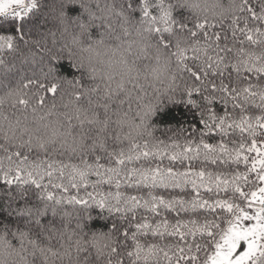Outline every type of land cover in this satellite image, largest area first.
I'll use <instances>...</instances> for the list:
<instances>
[{
    "label": "clouds",
    "instance_id": "obj_1",
    "mask_svg": "<svg viewBox=\"0 0 264 264\" xmlns=\"http://www.w3.org/2000/svg\"><path fill=\"white\" fill-rule=\"evenodd\" d=\"M127 0H50L51 31L44 38L45 56L67 58L80 70L79 79L41 70V82L58 86L48 103H38L41 89L23 80L0 90V150L37 152L49 157L83 158L110 142H151L152 119L164 101H174L193 87L177 62V49L193 47L182 29L167 33L165 47L143 17L126 8ZM173 14L183 10L188 19L223 23L240 13L244 0H164ZM82 6L81 16L69 17L66 5ZM100 27L99 38L89 33ZM257 55L264 56V49ZM264 62V61H262ZM264 88V81L261 82ZM27 100L21 105L20 100ZM46 209L54 223L39 227H0V264H118L122 253L114 231L90 229L88 208L55 200ZM143 255V254H142ZM156 256H149L155 261ZM143 260V259H141Z\"/></svg>",
    "mask_w": 264,
    "mask_h": 264
},
{
    "label": "snow or ice",
    "instance_id": "obj_2",
    "mask_svg": "<svg viewBox=\"0 0 264 264\" xmlns=\"http://www.w3.org/2000/svg\"><path fill=\"white\" fill-rule=\"evenodd\" d=\"M133 3L141 7L143 18L153 25L152 30L159 35L164 46L170 47V42L164 35L172 32L176 24L169 10L170 6H166L164 0H133ZM36 6V0H30V2L29 0H0V15L12 13L23 17ZM245 11L250 13L255 20L264 21V0H261L259 13L249 6L248 0H244V6L240 12ZM154 12L156 14H153ZM237 21L238 18L234 16L233 36L237 31ZM205 26L206 23H199L196 28L202 30ZM180 28L184 29L185 25L181 24ZM238 30L244 33L248 43L264 44V39H260L264 37V31L260 28H249L245 23V27ZM190 36L193 47L177 49L174 53L182 70L198 82L186 91L189 102L198 105L205 132L209 134L215 132L222 138L231 134L236 136L235 140L225 142L221 139L217 144L206 143L204 139H200L198 143L189 140L184 145L172 144L170 146H161L162 142H158L151 147L147 140L142 144L132 142L127 153L121 150L118 154H111L116 157L115 167H105L99 163L93 165L86 160L83 161L84 167L47 160L29 163L28 157L23 156L13 168V157H21V152L15 151L0 158V172L7 180L14 171L15 178L22 184L31 182L43 189V196L49 201L55 200L57 203L67 201L69 204L86 206L89 200H92L99 207L119 213L125 219L128 214H135L138 209H144L150 214L160 216L159 221L155 223L144 218L143 222L135 224L136 233H133L132 239L136 241V250L127 255L135 256L137 260L146 261L149 256H156L161 251L155 245L145 249L137 239V233L151 231L153 235H169L179 237L181 240L189 237L193 239V243L185 244L183 247L179 245L174 247L176 264H179L181 260L184 264H264V186H260L264 185V88L261 87L260 82L254 84L251 79L244 76V73H248L264 81V62H262L264 56L257 55L255 51L245 50L243 47H229L227 43L222 46L220 33L209 36L205 32L203 43L199 39H194L197 31H191ZM224 39L227 40V37L225 36ZM240 43L243 44L244 41ZM13 47L11 36H0V49H12ZM229 53L232 55L229 56ZM189 60L197 62L196 70L189 67ZM229 66L234 70L235 78L233 79L232 73H228L227 79L230 83L226 84L224 79ZM210 77L217 78L219 82ZM33 84H37L41 89L53 95L58 92L56 84L48 86L31 79L24 83V87H30ZM194 92L207 93L203 95V104H197L191 98ZM217 98L221 99L225 105L231 103L232 109L238 110L240 115L236 116L234 112L229 111L218 115L212 108ZM19 102L21 105L28 103L24 99ZM38 103L41 106L44 105V96L39 97ZM248 105H255V108L259 109L262 114L256 115L254 112L251 115L246 114L250 111ZM204 134L202 132L201 136ZM230 144H232L231 147ZM156 158L161 161L167 158L170 165L172 162H179L185 167L183 170L173 166L162 167L159 164L147 167L143 165L127 167L138 161H153ZM5 159L9 162L7 168L4 165ZM96 159L100 158L96 157ZM208 162L212 165L242 163L245 170L231 173L211 172L207 170ZM196 164L201 166H196ZM22 173L26 174V178H22ZM92 173L97 177L95 182L89 180V175ZM251 174H255L254 180H250ZM54 176L61 180L67 178V184L62 182L53 184ZM45 177H48L49 185L57 189L62 188L64 192L69 191V186L80 189L81 187L87 188L89 184L94 190L101 184H114L117 191L107 194L96 192L95 196L93 193L86 192L87 199L77 196L58 197L42 184ZM122 183L128 184L129 187L143 185L150 190L179 189L182 193L190 188L192 194L188 198L184 195L166 198L149 191L145 198L119 191ZM204 193L212 195L205 198ZM237 199L245 206L236 203ZM166 211L176 213L178 218L175 222H170L163 216ZM217 213L221 216H217ZM181 214L187 215L188 218H179ZM222 217H227L224 221L226 227H222L221 223L217 222ZM245 221L253 223L246 224ZM197 237H207L214 245L211 254L207 255L202 262L199 253L208 245L197 243ZM242 244L246 245L245 250L237 253V249ZM112 251L114 254L118 253L115 248ZM164 256L170 261L173 260L168 252H164ZM118 264H122V261L120 260Z\"/></svg>",
    "mask_w": 264,
    "mask_h": 264
},
{
    "label": "trees",
    "instance_id": "obj_3",
    "mask_svg": "<svg viewBox=\"0 0 264 264\" xmlns=\"http://www.w3.org/2000/svg\"><path fill=\"white\" fill-rule=\"evenodd\" d=\"M260 3L261 0H248L250 7L254 8L257 13L260 12ZM36 7L32 8L31 11L27 12L23 17L13 15L12 13H5L0 15V36H11L13 38L14 47L12 49H0V90L13 87L21 79L23 83H26L27 80L31 79L34 81H39L45 85L50 86L47 81L41 82L40 79L36 77V74L41 70L49 71V66L46 64L47 61L53 64V70L56 71L57 75L69 78L79 79L80 70L76 69L72 61L67 58L59 61H51L48 57L45 56L44 49L46 47V40L44 39L51 31V20L49 16V7L50 0H36ZM126 8L134 16L143 17L142 10L139 5L133 3V0H127ZM66 13L69 17L81 16L82 19H86L87 16L83 13L82 6L76 4L66 5ZM153 14H156L155 12ZM176 24L174 29L179 30L180 25H185V28L182 29L186 34L190 35L191 31H197V36L194 39H199L202 43L204 41V33L207 32L209 36H213L215 33L221 34V45L225 43L229 47L241 48L245 50L259 52L264 49V44L252 45L245 40L244 33H241L238 29L244 28L245 23H247L249 28H260L261 31H264V21H257L252 18L251 14L247 11L238 13L235 17L238 18L236 23V33L233 36V18L224 21L223 23H218L215 21H201V20H192L188 19L183 10L175 12L173 14ZM199 23H206L205 29L197 30L196 25ZM93 38H99L101 32L100 27H93L89 33ZM166 40L167 33L164 34ZM227 37V40L224 37ZM264 39V37H260ZM244 41L243 44L240 42ZM193 42V41H192ZM191 55V53H189ZM232 54L229 53V56ZM234 62V61H233ZM189 67H192L193 70L197 68V62L189 60ZM186 72V71H185ZM232 73L233 79L235 78L234 70L229 66L227 72L225 73L224 82L226 84L230 83L227 79V74ZM188 76L189 73L186 72ZM245 77L251 79L252 83L262 82L258 77H253L248 73H244ZM193 86L198 82L191 77ZM210 79H215L216 82L219 80L215 77H210ZM37 85V84H36ZM48 93L42 90L41 95L44 96L45 103H48L53 97L57 96ZM207 93L194 92L192 94V99H194L197 104H203V95ZM44 103V104H45ZM257 103L259 100L257 99ZM213 110L218 115H223L226 111L234 112L236 116H239L240 113L238 110H233L231 103L225 105L224 102L217 98L212 104ZM248 111L246 114H262L259 109L255 108V105H248ZM152 124L154 125V138L149 142L150 147L156 145L158 142H162L161 146H170L172 144L184 145L186 141H194L198 143L200 139H204L206 143L217 144L224 139L225 142L229 140H235L236 136L229 135L228 137H221L217 133H207L204 130L203 124L201 122L200 109L198 105L192 104L189 102V96L187 92H184L181 96H178L174 101H164L162 106L159 107L152 119ZM205 134L201 136V133ZM238 135V133H237ZM143 143V142H137ZM230 147L232 144L229 145ZM131 147V143L124 142H110L105 148H98L91 155H88L83 158H73L67 159L64 157L56 156L49 157L47 154L41 155L35 151L28 152L27 150L21 149H9L7 154L0 150V158L5 157L8 154H11L15 151L21 152V157H13L12 167L15 168L16 164L19 163L20 159L23 156H27L29 163L37 162L39 160H47L48 162H59L61 164H75L80 167H84L83 161H87L89 164H102L105 167H115L116 157L111 155L112 153H119L123 150L125 153L128 152ZM96 157L100 159L97 160ZM195 163V162H194ZM9 162L5 159L4 165L5 168L8 167ZM159 164L162 167L173 166L183 170L185 165H181L179 162H172L169 164L167 158L161 161L159 158H156L153 161H138L133 164L127 165V167H140V166H155ZM196 166H201L196 164ZM207 170L211 172H225L231 173L233 171H244L245 166L241 163L239 165L229 164V165H212L210 162L207 164ZM22 178H26V174L22 173ZM255 179V174L250 175V180ZM89 180L95 182L97 177L94 173L89 175ZM65 183L67 184V178L63 180L53 177V184L55 183ZM259 184V182L257 181ZM42 184L47 187L48 191H52L54 195L58 197H69L77 196L84 197L86 192L93 193L94 196L96 192H103L107 194L108 192H115L117 189L114 184H101L96 190L91 187V184L87 188L81 187L80 189L71 188L69 186V191L64 192L62 188L57 189L52 185H49L48 177H45L42 181ZM247 191L248 188L246 187ZM119 191L124 192L127 195H138L144 196L147 198L148 192L152 191L155 195H163L166 198H171L172 196L184 195L185 198H188L192 192L190 188H187L182 193L179 189H162L157 188L150 190L147 187L141 185L139 187H129L128 184L122 183ZM203 192V190H202ZM205 198H209L212 194L204 193ZM222 195V194H221ZM219 198V197H213ZM45 201H49L43 196V189L37 187L36 185L29 182L28 184H22L20 180L15 178V172L13 171L8 179L3 178V173L0 172V227L5 229L9 227H25L27 225H35L39 227L43 224L54 223L56 219V214L51 209H46L43 215H40L39 218H36L33 210L39 209L44 206ZM236 203H241L242 206H245L239 199L236 200ZM78 205V204H77ZM64 206H69L67 201H64ZM83 207V205H78ZM88 216L87 226L90 229H102L114 231L118 236V241L121 244V247L117 249L118 252L122 253L120 259L122 264H176V259L174 257V247L179 245L183 247L185 244L193 243L191 237L186 240H181L179 237L169 236V235H153L151 231L147 233H137V239L147 249V247L155 245L161 251L158 252L157 258L155 261L149 260H137L135 256H129L127 253L135 252L136 241L132 239L133 233H136L135 224L143 222L144 218H147L150 222H158L161 218L160 216L150 214L144 209H138L135 214H128L127 218H122L121 214L116 212H111L108 208H101L98 205L94 204L92 200H89L88 205ZM27 209V211H26ZM163 216L167 218L170 222H175L178 218L175 212L166 211L163 213ZM217 216H221L220 213H217ZM181 219H187L188 216L181 214L179 217ZM203 217H201L202 219ZM213 218V217H209ZM227 217H222L218 219L217 222L221 223L222 227H226L224 222ZM115 225V227H114ZM125 233L127 235L125 236ZM196 242L202 245H208V247L202 248L199 253L201 262L207 255L211 254L212 245L211 241L207 237H197ZM164 252H168L169 256L173 257V260L170 261L164 256ZM179 264H184V261L181 260Z\"/></svg>",
    "mask_w": 264,
    "mask_h": 264
},
{
    "label": "rangeland",
    "instance_id": "obj_4",
    "mask_svg": "<svg viewBox=\"0 0 264 264\" xmlns=\"http://www.w3.org/2000/svg\"><path fill=\"white\" fill-rule=\"evenodd\" d=\"M29 2H30V0H29ZM260 186H264V185H260ZM245 223L246 224H251L253 222L252 221H245ZM245 248H246V245L245 244H242L241 247L239 249H237V253L242 252L243 250H245Z\"/></svg>",
    "mask_w": 264,
    "mask_h": 264
}]
</instances>
